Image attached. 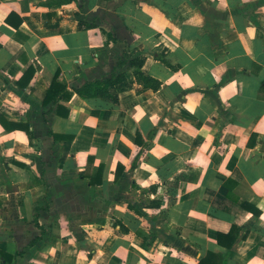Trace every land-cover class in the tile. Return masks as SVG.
<instances>
[{
  "label": "crops",
  "instance_id": "obj_1",
  "mask_svg": "<svg viewBox=\"0 0 264 264\" xmlns=\"http://www.w3.org/2000/svg\"><path fill=\"white\" fill-rule=\"evenodd\" d=\"M0 115V264H264V0H0Z\"/></svg>",
  "mask_w": 264,
  "mask_h": 264
},
{
  "label": "trees",
  "instance_id": "obj_2",
  "mask_svg": "<svg viewBox=\"0 0 264 264\" xmlns=\"http://www.w3.org/2000/svg\"><path fill=\"white\" fill-rule=\"evenodd\" d=\"M144 58L139 56V57H134L130 60V65L133 67V72L136 75L137 79H142L145 82H152V79L146 75H144V73L141 70L142 64H143ZM122 62H124L123 59H119L118 60V65H121ZM32 70H30V68L25 72V74L22 76V78L20 79V81H24L23 84L22 82L21 85L25 86L27 84V82L29 81ZM57 76L58 74L56 73L55 76L53 77V79L50 82V85L46 91L45 97L43 99V104H48L49 102H53L54 104H58L59 100L62 98H65V100L69 99V97L71 96V93H69L66 90V87L61 84L58 80H57ZM123 78L122 74H112L111 77L109 78H104V79H98L93 83H88L87 85H85L84 87H82V89H78L77 92L78 94L82 95V96H88V95H97V96H103V97H107L110 99H115V96H113L112 94H110L108 92V88L109 86H114L117 83L121 82ZM19 83V82H18ZM156 83V82H155ZM156 85L158 86V84L156 83L154 87H156ZM60 106V105H58ZM0 122L5 126L6 129H12L15 127H20L23 128L25 130V132L27 133V135L29 137H31V131L28 129L26 124H22V123H10L9 125L5 123L3 116L0 115ZM238 231L237 228L235 226H232L231 229L227 232V233H218V237H217V241L219 244H222V237L225 239H228V243H227V247H231L233 242L235 241V232ZM212 254H208L205 257H202L199 262L197 264H222L220 263V261H215L214 258H212ZM215 257V256H214ZM0 258L7 260L8 256L3 253L2 251H0ZM217 259V256H216Z\"/></svg>",
  "mask_w": 264,
  "mask_h": 264
}]
</instances>
